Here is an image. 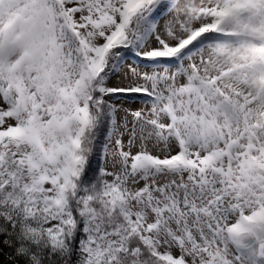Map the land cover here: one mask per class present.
Wrapping results in <instances>:
<instances>
[{"label":"snow or ice","instance_id":"snow-or-ice-1","mask_svg":"<svg viewBox=\"0 0 264 264\" xmlns=\"http://www.w3.org/2000/svg\"><path fill=\"white\" fill-rule=\"evenodd\" d=\"M0 264H264V0H0Z\"/></svg>","mask_w":264,"mask_h":264}]
</instances>
